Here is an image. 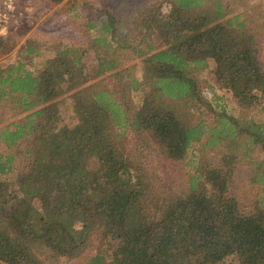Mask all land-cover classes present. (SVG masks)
Masks as SVG:
<instances>
[{"label":"trees","instance_id":"16d2710c","mask_svg":"<svg viewBox=\"0 0 264 264\" xmlns=\"http://www.w3.org/2000/svg\"><path fill=\"white\" fill-rule=\"evenodd\" d=\"M231 12L224 0L100 8L83 14L84 40L54 41L36 63L42 46L27 39L0 65V264H264V118L235 117L203 96L208 75L238 107L264 112V41ZM12 48L0 36V56ZM127 131L173 162L199 145L186 186L162 202L167 184L140 161L150 143L130 155ZM240 166L259 186L250 206L233 193Z\"/></svg>","mask_w":264,"mask_h":264},{"label":"rangeland","instance_id":"374dc122","mask_svg":"<svg viewBox=\"0 0 264 264\" xmlns=\"http://www.w3.org/2000/svg\"><path fill=\"white\" fill-rule=\"evenodd\" d=\"M140 0H64L59 4H54L49 0H0V36L6 39H11L13 48L8 53L0 56V65H7L14 62L17 51L27 39H33L41 44L42 50L39 57L34 60L43 61L51 57L52 42H59L60 45H69L77 41L84 40L83 32L80 28L83 14L90 16L96 9H109L112 13L118 14L130 12L133 2ZM143 1V0H142ZM229 8L233 10L231 13H243L242 18L246 20L248 25L258 31L260 38L264 41V0H224ZM135 5V4H134ZM168 5L163 2V11H166ZM256 8L262 16L252 22L251 15L254 18L253 10ZM252 12V13H251ZM257 12V15H258ZM256 25V26H255ZM259 57L264 65V52L259 48ZM212 65V62H210ZM90 63H86L89 65ZM35 65V64H34ZM40 67V66H39ZM203 96L206 101L214 98L212 107L219 109L218 105L225 106L228 113L235 117H254L255 119L264 118V112L258 106L249 108H240L233 101L230 93H226L225 89H221L211 76L205 75V83H203ZM206 85H212V88ZM140 93H133V101L137 104L140 99ZM213 95H215L213 97ZM220 97V98H217ZM60 107L63 109V123L69 126L76 123L74 116L71 98L65 97L60 102ZM214 112L205 111V119L213 121ZM145 135V134H143ZM140 136L135 132L127 131L120 139L121 147L129 152L130 155L137 156L141 152L140 146L144 147V143H150L147 137L144 138V143L140 142ZM150 148L143 151V156L140 161L149 169H154L159 174V178L163 183L167 184V188L162 190L158 195L162 202L168 200L172 196V191L183 189L186 186L188 174L192 169V163L197 160L198 151L196 146L189 149L187 156L181 161H170L161 157L153 143L149 144ZM3 145L0 144V152L4 151ZM150 153V155H149ZM212 151L205 154L206 157H214ZM191 158H193L191 160ZM205 162L207 160L205 159ZM18 167V164H17ZM233 180V193L237 196L240 203L245 206H250L254 199L258 196L259 186L250 182V171L243 169V166L238 168ZM2 180L9 183V191L15 193L17 186L14 185V174L1 176ZM94 248L92 247L91 250ZM63 260V259H60ZM65 264H83L84 256L80 258L64 261ZM221 264H238L234 259L227 258Z\"/></svg>","mask_w":264,"mask_h":264}]
</instances>
